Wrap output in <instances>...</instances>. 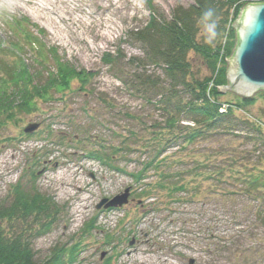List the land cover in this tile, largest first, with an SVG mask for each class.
Wrapping results in <instances>:
<instances>
[{
  "label": "rangeland",
  "instance_id": "obj_1",
  "mask_svg": "<svg viewBox=\"0 0 264 264\" xmlns=\"http://www.w3.org/2000/svg\"><path fill=\"white\" fill-rule=\"evenodd\" d=\"M148 1L58 0L41 10L39 6L47 4L44 0H0V82L7 80L13 88L15 83L22 88L29 82L31 92L28 109L15 108L12 118H0V203L7 199L11 186L20 182L27 188L37 187L59 205L60 214L52 230L35 240L38 259L46 258L55 248L65 245L68 249L78 243L75 251L79 264L264 262L259 255H264V246L258 245L253 235L246 236V248L241 243L236 255L215 250L218 237L228 236L239 226L230 223L222 205L216 203L213 182L198 184L201 188L195 200L173 199L166 192L156 198H139L132 177L86 154L103 145H120L130 129L140 130L151 123L154 111L150 104L121 81L134 79V72L140 73L139 67L129 61L132 57L144 58L132 32L149 19ZM194 1L152 3L160 13L170 15L174 7H187ZM105 54L116 57L113 64L104 60ZM147 68L162 73L154 66ZM70 69L75 73L63 78L66 80L59 78L60 71ZM195 71L200 76L210 75L199 60ZM50 79L57 81L51 83ZM35 85L46 86L41 96L34 92ZM221 93L222 110L229 101L244 98L230 90ZM258 93L244 109L264 121V97ZM30 123H40V127L28 135L24 129ZM141 131L137 139L149 135L144 128ZM239 142L234 137L229 144L251 149L248 139H244L243 147ZM138 144L130 145L132 158L140 156L134 150ZM216 146L215 142L198 143L195 154L186 156L201 163L211 152L215 165L219 162L213 156ZM111 151L101 154L110 155ZM139 161H131L128 169L136 170ZM116 162L125 164L121 159ZM244 163L253 169L258 167L256 171L264 176V154L255 166L248 160ZM222 165L230 173L227 161ZM246 169L245 173L251 172V168ZM127 188L131 189L130 200L122 208H96L102 199H111ZM237 200L233 206L252 208L248 201ZM255 233L264 241V223ZM207 247L214 253L209 255ZM249 247L255 248L253 253L240 254Z\"/></svg>",
  "mask_w": 264,
  "mask_h": 264
},
{
  "label": "trees",
  "instance_id": "obj_2",
  "mask_svg": "<svg viewBox=\"0 0 264 264\" xmlns=\"http://www.w3.org/2000/svg\"><path fill=\"white\" fill-rule=\"evenodd\" d=\"M262 2L264 0H195L187 7H174L171 14L166 15L149 0V19L132 32V39L141 45L144 58L132 57L129 61L139 67L140 73L134 72V79L121 81L150 104L154 111L151 123L146 127L142 125L140 130L130 129L128 138L120 145H103L86 153L89 158L100 160L118 173L132 177L139 198H156L166 192L173 199L188 197L195 200L201 188L198 184L213 182L216 203L222 205L220 208L225 212L224 216H229L230 223L239 226L228 236L218 237L219 241L214 243L218 254L231 251L236 255L246 236L253 235L257 244L264 246V241L255 233L264 223V176L256 171L258 167L253 169L244 163L248 160L255 166L260 155L264 154V121L244 109L254 97L229 101L226 110H222L224 103L219 89L227 84L226 59L236 46L233 21L246 4ZM209 10L213 16L205 21L204 13ZM208 23L215 25L211 32ZM103 58L110 64L116 59L110 54ZM197 60L206 66L209 76H200L195 71ZM149 66L162 73L150 71ZM71 73L75 71H60L59 78L66 80L63 78ZM50 80L56 83L58 78ZM8 84L4 79L0 82V118L4 115L12 118L13 109H28L31 104L29 82L27 88L25 83L22 88L17 83L14 88ZM35 88L34 92L40 96L46 90V86L35 85ZM258 94L264 97V91ZM132 119L137 118L133 116ZM143 128L149 135L137 139ZM234 137L242 141L240 147H243L244 139H248L251 149L231 146L229 141ZM129 141L132 144L139 142L134 150L140 153L138 168L131 171L129 164L137 159L131 157L134 151L130 149L132 144ZM210 142L216 143L213 156L221 163L214 165L211 162V152L205 162L187 158L186 154H195L198 143ZM108 149L112 150L110 155L101 154ZM118 159L125 164L121 166L116 162ZM225 161L230 173L222 165ZM246 168H251V172L245 173ZM32 174L35 178L36 173ZM6 198L0 203V264H79L75 251L78 243L68 249L65 245L55 248L44 259L36 257L35 240L52 230L60 214L53 197L41 193L37 187L27 188L18 182L11 186ZM236 199H239L237 203L240 199L244 203L248 201L252 208L233 206ZM249 248L240 254L249 253L253 247ZM206 252L209 255L214 253L208 247ZM259 255L260 259L264 258L263 254Z\"/></svg>",
  "mask_w": 264,
  "mask_h": 264
},
{
  "label": "water",
  "instance_id": "obj_3",
  "mask_svg": "<svg viewBox=\"0 0 264 264\" xmlns=\"http://www.w3.org/2000/svg\"><path fill=\"white\" fill-rule=\"evenodd\" d=\"M233 27L236 46L230 58H227L228 85L220 87V91L230 90L241 97L250 98L264 91V2L246 4ZM39 127L40 123H30L24 132L30 135ZM130 195L131 189L127 188L111 199H102L96 208H122L129 203ZM190 263L193 264V261L190 260Z\"/></svg>",
  "mask_w": 264,
  "mask_h": 264
},
{
  "label": "clouds",
  "instance_id": "obj_4",
  "mask_svg": "<svg viewBox=\"0 0 264 264\" xmlns=\"http://www.w3.org/2000/svg\"><path fill=\"white\" fill-rule=\"evenodd\" d=\"M213 16V12L211 10L207 11L204 13V19L205 21H208L210 20V18ZM215 25L213 23H208L207 24V28H208V31H212L214 29Z\"/></svg>",
  "mask_w": 264,
  "mask_h": 264
},
{
  "label": "bare ground",
  "instance_id": "obj_5",
  "mask_svg": "<svg viewBox=\"0 0 264 264\" xmlns=\"http://www.w3.org/2000/svg\"><path fill=\"white\" fill-rule=\"evenodd\" d=\"M14 2H17V1H20V0H13ZM26 1H41V0H26ZM44 1H46L47 2V4L45 5V4H43V5H40L39 7H40V9L41 10H46V6H48V5H52L53 3V1L55 2V1H58V0H44ZM63 0H60V2H62Z\"/></svg>",
  "mask_w": 264,
  "mask_h": 264
}]
</instances>
